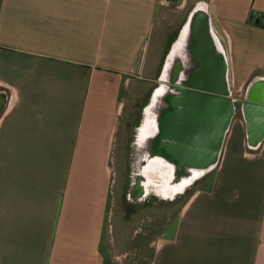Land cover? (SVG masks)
Returning <instances> with one entry per match:
<instances>
[{
	"label": "crops",
	"instance_id": "obj_1",
	"mask_svg": "<svg viewBox=\"0 0 264 264\" xmlns=\"http://www.w3.org/2000/svg\"><path fill=\"white\" fill-rule=\"evenodd\" d=\"M197 1L0 0V264H108L101 221L123 89L158 14L183 12L159 77ZM205 1L243 97L264 77V0ZM236 105L217 165L149 264H264V136L248 147Z\"/></svg>",
	"mask_w": 264,
	"mask_h": 264
},
{
	"label": "water",
	"instance_id": "obj_2",
	"mask_svg": "<svg viewBox=\"0 0 264 264\" xmlns=\"http://www.w3.org/2000/svg\"><path fill=\"white\" fill-rule=\"evenodd\" d=\"M158 86L167 90V102L184 107L183 113L174 116L184 124L179 125L178 136L184 138L187 134L190 119L189 135L195 143L191 148L187 142L175 146L174 150H184V154L158 156L155 138L146 143L147 147L143 145L139 124L130 151L131 200L141 199L151 191L174 198L212 170L219 161L236 103L246 121L248 147L260 146L264 136V77L253 78L243 97L232 95L226 53L205 0L197 1L189 11L179 37L165 57ZM157 94L154 91L152 95V107L158 101Z\"/></svg>",
	"mask_w": 264,
	"mask_h": 264
},
{
	"label": "rangeland",
	"instance_id": "obj_3",
	"mask_svg": "<svg viewBox=\"0 0 264 264\" xmlns=\"http://www.w3.org/2000/svg\"><path fill=\"white\" fill-rule=\"evenodd\" d=\"M193 1L187 0L188 6ZM176 13L164 11L158 14L148 45L135 64L128 89L122 92L125 104L118 126L114 162L111 163L114 180L106 196L101 221V246L108 264H140L141 261V264H149L153 241L163 230L173 229L184 202L205 179L198 178L174 198H165L154 191L137 200L129 197L131 142L140 124L145 95L158 84L162 55L177 27L174 16L183 12Z\"/></svg>",
	"mask_w": 264,
	"mask_h": 264
},
{
	"label": "flooded vegetation",
	"instance_id": "obj_4",
	"mask_svg": "<svg viewBox=\"0 0 264 264\" xmlns=\"http://www.w3.org/2000/svg\"><path fill=\"white\" fill-rule=\"evenodd\" d=\"M167 57V56H166ZM158 93V101L155 107L151 106L152 95ZM165 87L154 85L148 94L145 95V101L141 107L140 112V138L144 142L143 145L149 143L153 138L156 140L158 156H173L178 154H184V150H174L179 143L187 142V146L191 148L194 145V137L189 134L192 131V123L190 119L187 121V134L183 135L184 138L178 136L180 120L174 116L178 113L184 112V107L178 105V103L167 102L168 97ZM190 107L188 106V110ZM190 115V112L188 113ZM190 117V116H189ZM182 132L183 127L181 126ZM181 138V139H180ZM184 145V144H183ZM191 150H188V155Z\"/></svg>",
	"mask_w": 264,
	"mask_h": 264
},
{
	"label": "built area",
	"instance_id": "obj_5",
	"mask_svg": "<svg viewBox=\"0 0 264 264\" xmlns=\"http://www.w3.org/2000/svg\"><path fill=\"white\" fill-rule=\"evenodd\" d=\"M117 261H120V260H117Z\"/></svg>",
	"mask_w": 264,
	"mask_h": 264
}]
</instances>
